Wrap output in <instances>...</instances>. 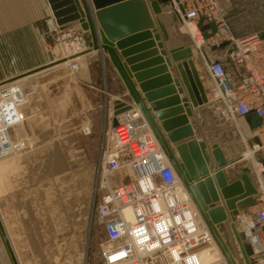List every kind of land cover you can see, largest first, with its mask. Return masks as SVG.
I'll return each instance as SVG.
<instances>
[{
  "label": "built area",
  "instance_id": "obj_1",
  "mask_svg": "<svg viewBox=\"0 0 264 264\" xmlns=\"http://www.w3.org/2000/svg\"><path fill=\"white\" fill-rule=\"evenodd\" d=\"M170 2L180 22L194 28L188 34L191 48L199 52L212 81L208 101L233 127H240L243 121V153L251 152L252 160L245 161L255 169L259 189L250 229L262 236L264 244V38L258 32L244 36L233 33L228 17L231 0ZM201 18L204 25L213 23L216 27L209 38L199 26ZM54 22L51 17L50 30L57 31L62 54V58L54 59H63L64 67L79 71L80 59L90 48L88 32L76 25L61 29ZM224 42L228 44L219 47ZM213 46H218L214 52L219 53L209 63L203 49L211 53ZM36 75L0 85V161L38 147L28 132L30 115L26 108L36 91ZM103 94L110 120H117L102 152L92 216L106 237L103 264H229L223 256L212 262L202 260L201 254L214 243L210 230L140 108L129 95L112 93L107 85ZM253 111L262 118V124L251 129L245 116ZM81 132L91 134L92 126L83 125ZM109 154L113 156L110 159ZM119 172H126L122 182L114 178ZM249 236L246 234V241L256 262L264 264L262 242L257 251Z\"/></svg>",
  "mask_w": 264,
  "mask_h": 264
},
{
  "label": "water",
  "instance_id": "obj_2",
  "mask_svg": "<svg viewBox=\"0 0 264 264\" xmlns=\"http://www.w3.org/2000/svg\"><path fill=\"white\" fill-rule=\"evenodd\" d=\"M47 2L56 24L61 29L81 25L91 37L90 48L86 53L101 52L117 70L129 97L142 111L158 143L209 228L214 241L211 247L217 245L229 264H237L234 256L240 259L238 254H233L219 230V224L232 220L231 227L239 244L243 263L258 264L253 256L252 247L246 241V232L237 229L239 222L237 215L257 202L258 189L251 170L243 167L236 179L228 181L223 170L225 160L218 161L219 169L212 174L209 173L208 164L211 157L206 151L205 142L191 139L187 143L179 144V141L194 135L188 117L198 114L211 103L207 97L209 89H204L194 69L191 43L182 42L186 34L179 28L180 18L171 7L170 0H47ZM164 14L171 16L168 24L159 19L155 24L152 15L159 17ZM203 22L204 19L201 18L199 26L204 37L209 38L216 32V27L213 23L204 25ZM157 29L163 32L165 40L171 39V34L174 33L179 41V45L171 48L170 54L174 61L182 59L177 67L185 92L183 88L177 89L174 84L165 86L169 83V77L162 75L165 68L159 66L165 62L163 58V55H166L165 50H162L161 56L148 60L157 50L150 51L151 42H145V38L149 31ZM259 35L264 38V31L259 32ZM154 37L159 39L157 34ZM227 44L228 42H224L219 47H225ZM157 46L163 49L164 44L159 42ZM217 48L218 46L211 47V53L203 49L209 63L215 61L213 52ZM136 54L138 56H135ZM49 60L50 62L42 66L1 81L0 85L10 79L39 73L64 61L55 60L51 53ZM157 65L158 68L148 70ZM156 76L158 77L153 79ZM181 93H185L186 98L183 100L179 95ZM181 103H184L183 106H180ZM120 112L121 110L115 112V115ZM245 119L251 129L262 124V118L255 111L247 114ZM116 125L117 120H114L113 126ZM214 145V148L217 147ZM108 157L110 159L113 156L109 154ZM0 232L11 264H19L1 221Z\"/></svg>",
  "mask_w": 264,
  "mask_h": 264
},
{
  "label": "rangeland",
  "instance_id": "obj_3",
  "mask_svg": "<svg viewBox=\"0 0 264 264\" xmlns=\"http://www.w3.org/2000/svg\"><path fill=\"white\" fill-rule=\"evenodd\" d=\"M44 5L49 9L50 14L45 17L46 22L41 28L43 31L38 34V39L41 45V58L43 57L45 62H50L49 53L57 58H62V54L60 55L61 45L50 48L49 42L47 44V39L45 40V33L50 29L49 22L53 14L47 1ZM24 7L28 8L27 5ZM2 15L0 13V18ZM228 17L236 36L262 32L264 31V0H231ZM178 24L180 29L184 26L180 21ZM87 34L90 37V33ZM26 38L30 37L25 36ZM44 41L46 49H42ZM29 49H31L30 45L25 47V59L30 57ZM100 58L102 59V56ZM85 63L86 57L82 56L79 71L73 72L68 66L64 68L54 65L51 69L41 72V75L38 73L33 79L36 91L26 108L31 107L34 99L35 105L33 111L29 112L28 132L38 145L33 150H36L35 154L38 153L41 158L33 167L34 173L32 172L34 175L40 174V177L36 176L33 180L31 178L29 183L35 189L38 187L39 179L47 178L48 180L39 182V186L43 185L45 195L52 199L61 198L62 201L64 196L68 199L65 201L67 222L64 226L63 220L59 224L57 219L56 240L51 245L52 250L42 253L43 246L39 245L36 248L37 256H32V259L26 263V259L23 258L21 261L19 259L20 264H103L102 245L105 244L106 237L104 230L96 225L92 216L97 192L98 168L114 120H110L104 105V94L99 92V90L103 92L106 85L107 90L110 91L109 81L106 82L104 79L103 83L87 85L77 79L78 74L84 70ZM100 66L104 71V65L100 63ZM29 70L31 69H24L23 72ZM10 71L14 73L13 70ZM86 124L92 126V133L89 135L81 132L82 126ZM20 156L15 155L0 161V190L1 187L5 189L8 186L1 183V174L10 173L20 180V184L23 183L22 176L26 175V168L20 163L17 164V158ZM8 166L9 170L1 172L2 168ZM253 217L254 209L251 206L237 215V221L244 218L252 220ZM231 222L233 221L229 220L219 224V230L233 254H238L243 263ZM220 254L217 246H213L206 249L201 254V258L213 261Z\"/></svg>",
  "mask_w": 264,
  "mask_h": 264
},
{
  "label": "crops",
  "instance_id": "obj_4",
  "mask_svg": "<svg viewBox=\"0 0 264 264\" xmlns=\"http://www.w3.org/2000/svg\"><path fill=\"white\" fill-rule=\"evenodd\" d=\"M46 1L47 0H0V13L3 14L0 18V82L11 78L16 74L23 73L24 69H34L38 66H42V64L48 63V61H44L43 57L41 58V45H39L38 39V34L41 33V28L46 22L45 17L50 14L49 9H46V6L44 5ZM25 5H27L28 8H25ZM152 16L155 24L158 22V19L168 24L171 18V16L165 14L159 17ZM50 29L45 33V40L47 39V44L49 42L48 46L53 48L59 43L56 36L57 31H51ZM156 34L159 39L154 37ZM25 36H29L30 38L25 39ZM87 37L90 41L91 37L88 35ZM145 42H151V47L149 48L150 51L157 50V52L148 60L161 56L162 50L166 51V55H163L165 62L159 65L165 68V73L162 75H167L169 77V83L165 86L174 84L177 89L183 88L185 92V86L177 67L178 64L182 62V59L174 61L170 54L171 48L179 45V41L175 38V34L172 33L171 39L165 40L163 32L159 29L149 31V35L145 38ZM159 42H163V49L158 48L157 44ZM182 42L190 44L191 39L186 35L183 37ZM50 44L52 45L50 46ZM29 45L31 46V49H29L30 57L25 59V47ZM42 49H46L45 41ZM192 52L194 69L198 74L204 89H209L212 81L206 72V67L201 60L197 58L196 52L193 50ZM218 53L219 50L213 52V56ZM101 56L98 52H91L85 55V68L78 74L77 79L87 85H96L99 82L103 83V80L105 79L106 82L107 80L109 81L111 88L110 92L128 95L123 81L108 57L105 55L106 61L103 63L100 58ZM135 56H138V54ZM100 63L104 65V71L101 70ZM159 66L157 65L148 70L156 69ZM10 70H13L14 73H11ZM157 77L158 76L153 77V79ZM99 92L103 94L101 90H99ZM179 95L181 100L186 98L185 93ZM183 104L184 103H181L180 106H183ZM34 105L35 99L33 100L31 107L27 109L28 113L33 111L32 109ZM189 105L193 108L190 102ZM193 110L195 111V109ZM152 114L154 115L155 113L152 112ZM188 120L194 130V135L192 137L184 138L179 141V144L187 143L191 139L205 142L207 144L206 151L211 157L208 164L210 174L219 169L218 161L225 160L226 165L223 167V170L228 181L236 179L238 174L241 173L243 167H248L251 170L254 181H256L257 178L254 176L251 163L246 161L243 162L242 158L243 121L239 122L240 127H233L232 123L225 121L221 113L211 104H209L208 107L201 109L198 114L189 116ZM157 123L159 124V121H157ZM214 144H216L217 147L214 148ZM171 146H173V144H171ZM35 152L36 150H32L17 158V164L20 163L26 168V175L22 176L24 180L23 183L20 184V180L14 178L15 176H11L10 173H6L5 175L1 174V183L5 184V186L7 184L8 186L5 189L1 187L0 190V221L6 231L18 262L19 259L21 261L24 258L26 259L25 263L29 262L28 260H31L32 256H37L38 249L36 248L39 245L43 246L42 253L49 251V249L52 250L51 245L54 244L56 240L55 232L57 219L59 224H61L63 220L64 226L67 222L65 201L68 199H65V196L63 197V201L61 198V200L57 199V197L56 199L48 198L43 192V185L39 186V182H44L45 180H48L47 178L39 179L38 187L35 189H33L34 187L29 183L31 178L33 180L36 176L40 177V174H33V167L36 163H39L41 158L38 156V153L35 154ZM175 152L179 157L178 152ZM36 160L38 161L35 162ZM9 169V166L2 168L1 172ZM114 178L116 182H122L126 179V172H119L114 175ZM215 184L218 186L217 180H215ZM25 185L27 187H24ZM217 189L219 190V188ZM60 237L61 235L59 238ZM64 237L65 235L63 234V238ZM28 254H30V256H28ZM0 264H11L1 237V232Z\"/></svg>",
  "mask_w": 264,
  "mask_h": 264
},
{
  "label": "bare ground",
  "instance_id": "obj_5",
  "mask_svg": "<svg viewBox=\"0 0 264 264\" xmlns=\"http://www.w3.org/2000/svg\"><path fill=\"white\" fill-rule=\"evenodd\" d=\"M193 30H194V28L189 26V25L188 26L186 25V27L184 26V27L181 28L182 33H185L186 35L191 34L193 32ZM190 43H192V41ZM195 52H196L197 58L200 60L201 57H200L199 52H197V51H195ZM63 64L64 63H60V64H58L55 67H59V66L61 67V66H63ZM245 160H252V156H251V152L250 151H247V152L243 153V162ZM252 171L254 172V174H255V176L257 178V175H256L257 173H256L254 168L252 169ZM255 183H256V186H258V181H255ZM257 189H258V187H257ZM239 221L240 222H238V226H237L238 231L246 232L247 236H248V234L251 235V236L247 237V239L253 244V246L256 248V250L258 251L259 249H261L259 247V244H258L259 242H262V247H264L262 236L260 235V237H258L257 235H255L256 232H252V230L250 229L252 227V225H253L252 221L251 220H247L246 218H244L243 220L239 219ZM248 222H249V224H248ZM217 248L220 251L218 246H217ZM220 253L221 254L215 260H217L219 257L223 256L221 251H220ZM234 257L236 259L237 264H244V263H241L240 259H238L236 256H234ZM203 261L204 262H212V260L211 261L203 260Z\"/></svg>",
  "mask_w": 264,
  "mask_h": 264
}]
</instances>
